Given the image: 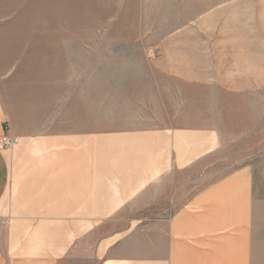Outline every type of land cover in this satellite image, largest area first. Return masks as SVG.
Segmentation results:
<instances>
[{"label": "crops", "instance_id": "1", "mask_svg": "<svg viewBox=\"0 0 264 264\" xmlns=\"http://www.w3.org/2000/svg\"><path fill=\"white\" fill-rule=\"evenodd\" d=\"M118 1L137 26L114 37L140 47L113 52L142 62L99 80L115 98L72 96L71 128L59 112L37 133L0 94V136L20 138L0 149V264H264L252 164L207 162L264 104V0Z\"/></svg>", "mask_w": 264, "mask_h": 264}, {"label": "rangeland", "instance_id": "2", "mask_svg": "<svg viewBox=\"0 0 264 264\" xmlns=\"http://www.w3.org/2000/svg\"><path fill=\"white\" fill-rule=\"evenodd\" d=\"M120 11L118 0H0V94L17 127L37 133L52 126L60 127L55 117L59 112L61 117L62 112V126L68 130L72 125V96L79 97L82 112L88 97H94L98 105L104 93L115 98L124 90L105 89L99 81L104 75H110L112 81L116 79L121 65L142 62L141 56L113 52L140 47L132 40L114 37L136 32L137 25L127 11L123 17ZM164 20L160 25L164 26L163 30L177 26L173 17L167 16ZM104 65L109 67L107 72L103 71ZM191 108L199 111L200 105L193 104ZM251 111L250 107V116ZM242 115L244 119H239L228 130L235 134L226 136L220 154L207 160L208 173L221 175L238 164H252L257 197L256 224L262 231L264 104L256 105L252 129L248 126V110ZM61 264L94 263L67 258Z\"/></svg>", "mask_w": 264, "mask_h": 264}, {"label": "built area", "instance_id": "3", "mask_svg": "<svg viewBox=\"0 0 264 264\" xmlns=\"http://www.w3.org/2000/svg\"><path fill=\"white\" fill-rule=\"evenodd\" d=\"M20 142V138L16 135L3 134L0 136V149H13Z\"/></svg>", "mask_w": 264, "mask_h": 264}]
</instances>
